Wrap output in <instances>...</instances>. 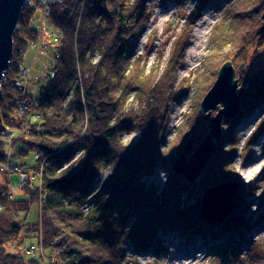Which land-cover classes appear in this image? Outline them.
Returning a JSON list of instances; mask_svg holds the SVG:
<instances>
[{"label": "trees", "instance_id": "trees-1", "mask_svg": "<svg viewBox=\"0 0 264 264\" xmlns=\"http://www.w3.org/2000/svg\"><path fill=\"white\" fill-rule=\"evenodd\" d=\"M144 1L64 0L52 5L49 23L58 30L54 75L46 76L34 99L26 87L15 85L26 40L36 34L30 27L34 9L24 6L19 14L12 56L1 81L0 160L8 153L2 138L5 133L13 137L12 147L7 143L10 155L21 158L30 150L39 153V161L34 158L31 167L41 172V231L52 264H136L135 258H124L127 248L159 255L168 232L187 240L196 234L234 233L240 227L242 220L236 216L222 224L205 221L199 214L198 198L204 187L240 182L233 158L237 146L229 135L249 112L264 104V72L237 73L238 85H247L241 110L222 121L223 135L213 153L216 159L221 156V143L230 139L231 148L225 150L230 155L226 162L217 159L205 168L199 186L186 184L172 170L184 138L160 149L170 81L152 77L140 54L131 53L132 40L145 26ZM229 2L234 31L217 72L227 61L239 66L251 49L252 56L264 52V31L259 30L264 0ZM23 103L28 106L26 113L20 111ZM136 120L141 136L135 144L125 143L121 136ZM206 130L203 126L202 133ZM78 149L83 156L77 164L73 157ZM157 165L167 172L159 193L144 178ZM106 166L112 172L94 190ZM239 188L242 192L241 184ZM29 192L31 197L37 193ZM194 192L197 204L191 205L189 196ZM29 202L14 200L21 211L28 210ZM36 225L24 223V232L15 222L0 229V264H21L4 244L17 239L20 231L34 234Z\"/></svg>", "mask_w": 264, "mask_h": 264}, {"label": "rangeland", "instance_id": "rangeland-1", "mask_svg": "<svg viewBox=\"0 0 264 264\" xmlns=\"http://www.w3.org/2000/svg\"><path fill=\"white\" fill-rule=\"evenodd\" d=\"M229 5V0H207L204 4H200L199 0H145L143 2L145 26L139 37L132 40L131 53L132 55L140 54L146 71L153 73L152 77H166L170 81L168 104L163 105L166 119L161 150L165 145L169 146L175 139L180 140V138H184L181 144L183 146L188 137L193 138L192 146L194 147L207 131L202 133L203 126L206 128V121L199 112V106L215 81L218 65L224 55L223 51L234 31ZM262 13L259 30L264 20ZM41 20L40 13L34 10L30 24L33 22L35 25V38L26 40L19 66L28 70V78L22 80L24 81L22 86L26 87L33 99L37 96L40 87L47 82L46 76L53 77L51 68L55 64L54 57L57 55L55 47L58 40L55 42L53 40L52 31L48 27L51 24L49 20ZM252 51L254 50H249L246 59L239 66L234 67L236 76L241 71L248 75L256 72L263 74L264 52L261 51L252 56ZM132 106L131 109L136 112L137 105ZM210 113L214 114V111ZM263 121L264 104L249 112L229 135L236 142L234 167L240 176L234 207L225 218L232 216L241 218L240 227L233 231L234 233L228 231L211 237L196 234L184 240L179 238L178 234L168 232L163 236V249L159 255L148 252L134 253L129 246L124 258H135L136 264H264ZM133 123L132 129L121 136L128 144H135L141 136L140 122L136 120ZM186 135L189 136L185 137ZM2 136L12 147L11 133H5ZM229 142L230 139H225L220 145L223 151L217 158L220 162L224 160L226 162L230 155L229 152H225L231 148ZM7 143L5 152L8 153L0 160V229L6 230L13 222L21 226L22 232L25 230L24 223L38 225L35 227L34 234L23 235L20 231L17 239L5 242L4 248L7 252L16 254L21 264H52V255L44 248L41 231L42 197L39 194V189H42V180L39 175L41 172L31 167L36 155V160L39 161V153L30 150L21 158L13 156L10 155V147ZM246 143L249 144L244 148ZM82 152V149H78L73 157L77 164L82 159ZM217 159L212 154L201 173L189 185L199 186L200 177L205 168L212 166ZM37 166L40 168L41 164ZM20 172L28 174L27 183L22 188L19 186ZM111 172L110 166L104 167L93 189L99 188L103 179ZM166 177L165 168L159 165L150 176H144L147 184L151 185L156 193L161 190ZM39 182L41 185L38 187L35 184ZM240 184L242 192H240ZM30 189L37 192L34 193L33 198L29 192ZM243 194L246 196L244 197ZM196 197V192L189 196L191 205L197 204ZM14 200H29L28 210L21 211L20 207L14 204ZM225 219L219 222H208L222 224ZM31 245L36 246L34 251H30Z\"/></svg>", "mask_w": 264, "mask_h": 264}, {"label": "water", "instance_id": "water-1", "mask_svg": "<svg viewBox=\"0 0 264 264\" xmlns=\"http://www.w3.org/2000/svg\"><path fill=\"white\" fill-rule=\"evenodd\" d=\"M24 6L25 0H0V98L1 81L13 51V32ZM262 17L264 19V11ZM260 30L264 31V20ZM246 87L247 85H238L231 61L221 65L213 85L199 106V112L206 121L207 131L194 147L193 138L188 137L172 166L173 172L180 175L186 184L193 183L210 160L215 144L223 135L222 121L235 117L240 111L241 96ZM211 111H214V114H211ZM238 186V182L228 180L204 187L199 196V214L202 218L213 222L227 218L234 207Z\"/></svg>", "mask_w": 264, "mask_h": 264}, {"label": "built area", "instance_id": "built-area-1", "mask_svg": "<svg viewBox=\"0 0 264 264\" xmlns=\"http://www.w3.org/2000/svg\"><path fill=\"white\" fill-rule=\"evenodd\" d=\"M63 1L64 0H25V6H28V7L33 8L34 10H37L40 13L41 19L43 21H47V20H49L50 10H51L52 5H55L57 3H61ZM30 27L35 29V25L33 24V22L30 24ZM48 27L52 31L51 35L54 38L53 39L54 42L57 41L58 40V30L55 29V28H52V26H48ZM19 71H20V78H19V80H17L15 82V85L18 86V87H23L22 85H23L24 81H22V80H26L28 78V70L26 68H24V67H20ZM27 110H28V106L23 103L22 106L20 107L21 113H25ZM35 159H37V155L35 156ZM19 178H20L19 186L22 188L27 183L28 174L26 172H20L19 173ZM35 185L39 187V185H41V182L36 183ZM39 191H40L39 192L40 196L43 198L44 193L42 192V189H39ZM31 249L32 250H30V251H34V249H36V246L35 245H31Z\"/></svg>", "mask_w": 264, "mask_h": 264}]
</instances>
